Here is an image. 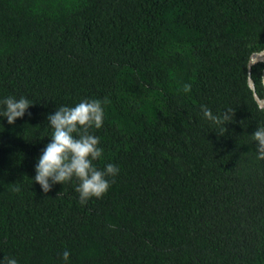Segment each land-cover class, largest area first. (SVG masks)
<instances>
[{
	"label": "trees",
	"instance_id": "obj_1",
	"mask_svg": "<svg viewBox=\"0 0 264 264\" xmlns=\"http://www.w3.org/2000/svg\"><path fill=\"white\" fill-rule=\"evenodd\" d=\"M263 49L264 0H0V99L33 103L13 125L0 118V257L264 264V159L250 135L264 110L247 83ZM263 68L250 71L260 97ZM82 99L105 111L94 163L119 168L83 204L75 179L47 193L31 179L47 115Z\"/></svg>",
	"mask_w": 264,
	"mask_h": 264
},
{
	"label": "clouds",
	"instance_id": "obj_2",
	"mask_svg": "<svg viewBox=\"0 0 264 264\" xmlns=\"http://www.w3.org/2000/svg\"><path fill=\"white\" fill-rule=\"evenodd\" d=\"M264 84V77L261 78ZM190 85H184L187 92ZM32 101L25 97L8 95L0 99V118L13 125L22 119ZM203 116L214 123L225 124L230 121L231 110H225L222 115H214L207 107H202ZM105 111L102 103L96 99H82L72 105H61L47 115V125L51 131L49 141L44 145L34 164L35 175L31 179L39 184L41 190L49 192L54 185H64L75 179L76 191L80 202L100 198L109 189L111 178H114L119 168L114 163H106L103 168L96 166L94 161L102 158L104 149L100 146V138L90 131L103 126ZM256 142L258 157L264 159V126H258L251 134ZM68 250L63 252L67 261ZM0 264H19L15 257L2 256Z\"/></svg>",
	"mask_w": 264,
	"mask_h": 264
},
{
	"label": "water",
	"instance_id": "obj_3",
	"mask_svg": "<svg viewBox=\"0 0 264 264\" xmlns=\"http://www.w3.org/2000/svg\"><path fill=\"white\" fill-rule=\"evenodd\" d=\"M264 62V49L263 50H260V51H257V52H252L248 58V61H247V71H248V75H247V83H248V86L251 88L252 90V93H253V97L256 101V103L258 104V106L260 108H262L264 110V96L263 97H260L256 90H255V84H254V81L253 79L251 78V75H250V71H251V66L257 62ZM264 77V68H263V71H262V76L261 78ZM264 86V84H263Z\"/></svg>",
	"mask_w": 264,
	"mask_h": 264
}]
</instances>
